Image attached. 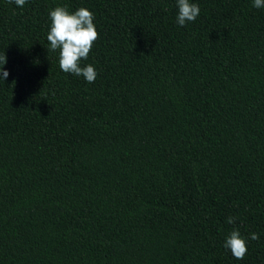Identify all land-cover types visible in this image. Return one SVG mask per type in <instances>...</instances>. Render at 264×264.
Segmentation results:
<instances>
[{
  "label": "trees",
  "instance_id": "16d2710c",
  "mask_svg": "<svg viewBox=\"0 0 264 264\" xmlns=\"http://www.w3.org/2000/svg\"><path fill=\"white\" fill-rule=\"evenodd\" d=\"M190 3L0 0V264H264V8ZM58 6L94 14V83L49 50Z\"/></svg>",
  "mask_w": 264,
  "mask_h": 264
},
{
  "label": "clouds",
  "instance_id": "9594fccd",
  "mask_svg": "<svg viewBox=\"0 0 264 264\" xmlns=\"http://www.w3.org/2000/svg\"><path fill=\"white\" fill-rule=\"evenodd\" d=\"M13 0H9V3ZM27 0H14L18 7H23ZM177 23L181 27L187 22H195L200 8L190 0H177ZM253 7L264 8V0H253ZM51 26L47 35L50 51L59 50V67L64 73L83 76L86 82L94 83L97 72L92 65L81 67V61L86 60L94 45L99 39V33L94 24V14L86 8H79L70 13L66 7H56L49 13ZM7 63L6 55L0 56V80H6L9 73L3 70ZM228 224H234L235 218L228 217ZM250 238L258 240L259 235L252 233ZM224 248L230 250L232 256L242 260L247 254V241L238 229H234L226 238Z\"/></svg>",
  "mask_w": 264,
  "mask_h": 264
}]
</instances>
